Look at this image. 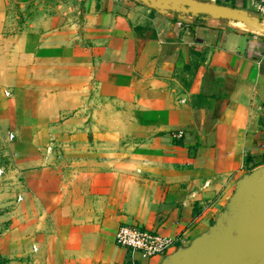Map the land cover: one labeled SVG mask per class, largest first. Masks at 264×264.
<instances>
[{"label":"crops","instance_id":"crops-1","mask_svg":"<svg viewBox=\"0 0 264 264\" xmlns=\"http://www.w3.org/2000/svg\"><path fill=\"white\" fill-rule=\"evenodd\" d=\"M201 1L259 24L0 0V264H163L264 166V16ZM132 224L178 241L143 258Z\"/></svg>","mask_w":264,"mask_h":264},{"label":"water","instance_id":"water-1","mask_svg":"<svg viewBox=\"0 0 264 264\" xmlns=\"http://www.w3.org/2000/svg\"><path fill=\"white\" fill-rule=\"evenodd\" d=\"M160 14L206 16L257 27L247 11L201 0H137ZM163 264H264V166L246 175L218 221Z\"/></svg>","mask_w":264,"mask_h":264},{"label":"built area","instance_id":"built-area-1","mask_svg":"<svg viewBox=\"0 0 264 264\" xmlns=\"http://www.w3.org/2000/svg\"><path fill=\"white\" fill-rule=\"evenodd\" d=\"M257 14L264 16V0H251ZM177 238L146 231L137 225L120 226L115 243L122 248L138 252L143 258L163 256L177 242Z\"/></svg>","mask_w":264,"mask_h":264},{"label":"trees","instance_id":"trees-1","mask_svg":"<svg viewBox=\"0 0 264 264\" xmlns=\"http://www.w3.org/2000/svg\"><path fill=\"white\" fill-rule=\"evenodd\" d=\"M249 159V158H248Z\"/></svg>","mask_w":264,"mask_h":264}]
</instances>
